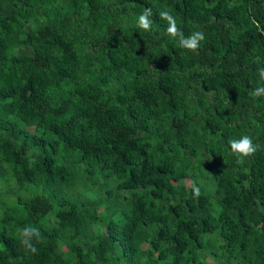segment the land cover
<instances>
[{
	"label": "trees",
	"instance_id": "16d2710c",
	"mask_svg": "<svg viewBox=\"0 0 264 264\" xmlns=\"http://www.w3.org/2000/svg\"><path fill=\"white\" fill-rule=\"evenodd\" d=\"M146 7L148 32L135 26ZM163 9L185 36L204 32L198 55L164 34ZM258 68L264 0H0V180L8 169L31 192L4 213L0 264H67L61 237L73 264H203L206 233L220 264H264V97L249 96L264 85ZM242 135L260 147L238 164L228 141ZM62 147L77 154L71 164ZM77 162L88 183L115 181L109 200L129 199L101 231L90 232L96 202L72 198ZM186 171L191 184H177ZM29 225L37 255L19 245Z\"/></svg>",
	"mask_w": 264,
	"mask_h": 264
},
{
	"label": "rangeland",
	"instance_id": "374dc122",
	"mask_svg": "<svg viewBox=\"0 0 264 264\" xmlns=\"http://www.w3.org/2000/svg\"><path fill=\"white\" fill-rule=\"evenodd\" d=\"M223 98L226 103H230L226 96H224ZM189 100L192 102L194 100L193 96H190ZM59 157L61 161L66 162L67 164H71L72 160L76 159L78 156L73 150H66L64 147H62L60 150ZM195 163H198V160H196ZM200 168H202V165L200 166ZM200 168L198 169V171L200 170ZM83 169L84 168L82 163L77 162L75 164L76 177L78 179V183L74 187V194L72 195V198L80 207H87L92 202H96L98 207L97 215L99 225L97 229H95V226H92L90 232H93L94 230L101 231L103 229H106L107 223L110 220L111 216L114 218H119L120 216H122L123 213L120 209L128 206L129 199L121 198L118 199L116 202H112L107 197V188L112 187L113 189H115V181L109 177L104 179L105 183L103 185H100L98 182L95 184H93V182L88 183L83 173ZM201 178L204 179L203 176ZM176 183L190 185L191 172H182L180 178L176 180ZM206 183L208 185H206V191H213L215 188V183L211 180H207ZM44 191L47 192V189H44ZM238 191H240V186H238ZM120 192L128 197L129 195H131V191L129 190H121ZM19 195H22L25 198L31 195V192L25 186L19 184L16 179L12 176L10 171L7 169V171L4 172L0 180V223L5 211L12 209L16 210L19 208L17 204V197ZM99 199L101 200L97 201ZM169 204H172V202L170 201ZM212 208L213 211L218 210L216 203L213 205ZM56 220L57 216L55 213L48 214L45 217H41V223L46 228H51L53 225H55ZM204 240L206 242V246L201 251L199 260L203 264H220V261L222 260V257L219 256L220 241L216 237V234L206 233L204 235ZM148 245L149 244L147 242L143 243L144 247H148ZM58 249L62 253L64 259L67 260V264H73L77 260V256L71 250L69 243L67 242V237H61L59 239Z\"/></svg>",
	"mask_w": 264,
	"mask_h": 264
},
{
	"label": "clouds",
	"instance_id": "9594fccd",
	"mask_svg": "<svg viewBox=\"0 0 264 264\" xmlns=\"http://www.w3.org/2000/svg\"><path fill=\"white\" fill-rule=\"evenodd\" d=\"M153 11L151 7H146L141 14L138 15L135 26L145 32L151 31ZM159 19L166 22L164 34L172 40H177V46L181 49L188 50L192 53L199 54L200 44L206 39L203 31H195L190 35L185 36L181 27L178 26L176 17L170 10L163 9L158 12ZM257 75L260 81H264V68H258ZM249 96L253 99L264 97V85L258 86L249 92ZM229 146L231 153L236 157V163L243 164L245 158L252 157L259 149V145L253 142V139L249 135H242L239 139L230 138ZM193 195L199 197L201 195L200 187L192 183ZM17 236L19 245L24 253L37 255L38 249L33 243L41 242V232L38 227L25 226L17 229Z\"/></svg>",
	"mask_w": 264,
	"mask_h": 264
}]
</instances>
